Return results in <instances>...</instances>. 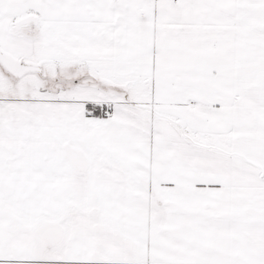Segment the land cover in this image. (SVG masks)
Wrapping results in <instances>:
<instances>
[{"label": "snow or ice", "instance_id": "1", "mask_svg": "<svg viewBox=\"0 0 264 264\" xmlns=\"http://www.w3.org/2000/svg\"><path fill=\"white\" fill-rule=\"evenodd\" d=\"M0 264H264V0H0Z\"/></svg>", "mask_w": 264, "mask_h": 264}]
</instances>
